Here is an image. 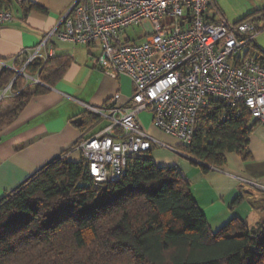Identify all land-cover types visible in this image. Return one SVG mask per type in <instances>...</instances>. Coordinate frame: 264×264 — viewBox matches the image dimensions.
<instances>
[{
    "label": "trees",
    "instance_id": "16d2710c",
    "mask_svg": "<svg viewBox=\"0 0 264 264\" xmlns=\"http://www.w3.org/2000/svg\"><path fill=\"white\" fill-rule=\"evenodd\" d=\"M10 6L0 0V8ZM262 11L236 22L260 20ZM257 59L264 63V55ZM68 66L37 58L26 71L53 86ZM15 76L0 70V90L17 93L0 114V131L48 90L24 89V78ZM81 117L83 131L100 119L89 110ZM254 125L243 102L227 107L213 99L199 112L192 143L179 149L202 165H221L225 153L243 149ZM152 150L130 156L118 180L99 185L82 152L78 161L65 151L43 165L0 199V264H264V221L250 227L232 219L213 231L187 176L176 166H158Z\"/></svg>",
    "mask_w": 264,
    "mask_h": 264
},
{
    "label": "built area",
    "instance_id": "2783aa9c",
    "mask_svg": "<svg viewBox=\"0 0 264 264\" xmlns=\"http://www.w3.org/2000/svg\"><path fill=\"white\" fill-rule=\"evenodd\" d=\"M217 12L216 0H76L35 49L14 59L21 69L0 60V70L10 68L44 84L39 73L29 75L26 68L37 58L43 63L53 58L55 40L99 47L98 67L113 79L128 75L133 93L126 105L117 103L118 94L103 107L85 104L104 124L82 138L78 149L95 185L115 181L130 156L154 145L184 156L148 133L140 119L144 111L184 145L192 143L199 112L213 99L227 107L243 102L264 124V63L246 54L261 29L254 17L230 22L216 19ZM13 18L10 9L0 8V30ZM137 28L145 37L140 43L131 35ZM239 182L264 191L255 181Z\"/></svg>",
    "mask_w": 264,
    "mask_h": 264
},
{
    "label": "crops",
    "instance_id": "0c3cea01",
    "mask_svg": "<svg viewBox=\"0 0 264 264\" xmlns=\"http://www.w3.org/2000/svg\"><path fill=\"white\" fill-rule=\"evenodd\" d=\"M75 1L10 0L9 9L14 18L0 30V60L22 65L19 60L14 63V59L24 50L35 49L45 32L59 23ZM263 8L252 12L263 10L257 14L262 16ZM217 13H214L215 18H221ZM59 42L63 41H54L53 58L69 62L62 78L53 86L44 83L48 90L32 97L15 120L0 131V199L62 152L66 151L68 160L80 159V140L104 124L99 119L86 130L80 129L74 120L87 111L85 104L103 107L118 94L117 103L126 105L133 93V82L128 75L113 79L98 67L99 47ZM246 54L264 55V49L257 45V37L255 47H250ZM252 121L255 125L243 149L225 153V162L221 165H202L194 158L158 145L153 147V154L155 148H162L166 153L180 156L173 161V166L187 176L191 193L213 231L232 219L245 221L250 227L264 221V191L239 182L246 179L264 186V124L253 118ZM152 126L155 125L151 118L148 129ZM166 144L179 148L182 143Z\"/></svg>",
    "mask_w": 264,
    "mask_h": 264
},
{
    "label": "rangeland",
    "instance_id": "374dc122",
    "mask_svg": "<svg viewBox=\"0 0 264 264\" xmlns=\"http://www.w3.org/2000/svg\"><path fill=\"white\" fill-rule=\"evenodd\" d=\"M264 7V0H218L217 8L219 10V13H217L218 17H223L227 19L230 22H235L236 20L243 19L247 17L253 10L256 8H263ZM256 19V18H255ZM258 27L264 26V20L259 21V19H256ZM134 39H136L137 42H142L145 40V37L143 33L141 32V29L137 28V30L131 34ZM60 44L69 45L68 42H59ZM257 45L264 49V28L258 33L257 35ZM86 49V48H85ZM23 65H15L17 69H21ZM10 69V68H8ZM13 70V69H11ZM15 71V70H13ZM27 74L31 75L26 71ZM15 79L17 77H23L24 78V89L30 84V85H43L42 83L38 81H33L32 79H28L24 74L17 75V72L15 71ZM36 76V75H33ZM42 82V78H39ZM9 88V89H8ZM7 88V91L0 90V95L3 93L4 96L0 99V114L5 113L7 110L12 108L15 104V95L17 94L14 91H11V86ZM140 119L142 121L143 127L148 131V133L155 137L156 139L164 142V143H170V144H176L180 143L181 140L178 138H174L171 135H168L161 130H159L156 126H152L153 128L148 129L151 123V114L144 111L140 114ZM156 152L151 154L153 156V159H157L156 164L158 166H173V161L176 158H180L177 154H169L166 153L162 148H155ZM153 152V151H152ZM79 156V154H77ZM158 162V163H157Z\"/></svg>",
    "mask_w": 264,
    "mask_h": 264
},
{
    "label": "water",
    "instance_id": "95a60500",
    "mask_svg": "<svg viewBox=\"0 0 264 264\" xmlns=\"http://www.w3.org/2000/svg\"><path fill=\"white\" fill-rule=\"evenodd\" d=\"M6 90H7V89H5V91H6ZM3 93H4V92H3ZM3 93L0 95V99L4 96ZM82 120H83V119H82V117L80 116V117L76 118V119L74 120V122H75V123H78V124L80 125V124L82 123Z\"/></svg>",
    "mask_w": 264,
    "mask_h": 264
}]
</instances>
